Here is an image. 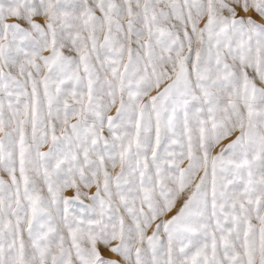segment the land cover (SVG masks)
I'll list each match as a JSON object with an SVG mask.
<instances>
[{
	"label": "snow or ice",
	"instance_id": "6c2138e0",
	"mask_svg": "<svg viewBox=\"0 0 264 264\" xmlns=\"http://www.w3.org/2000/svg\"><path fill=\"white\" fill-rule=\"evenodd\" d=\"M0 173V264H264V0H0Z\"/></svg>",
	"mask_w": 264,
	"mask_h": 264
},
{
	"label": "rangeland",
	"instance_id": "374dc122",
	"mask_svg": "<svg viewBox=\"0 0 264 264\" xmlns=\"http://www.w3.org/2000/svg\"><path fill=\"white\" fill-rule=\"evenodd\" d=\"M238 12H239V14H240L241 16L244 15L243 11H241V10H239V9H238ZM249 15H252L254 19L259 20V17H258L254 12H250ZM37 19L39 20V22L43 23V20H42V19H40V18H37ZM9 22H11V21H9ZM47 54H48V53H45V55H47ZM112 114H114V110H113V113H112ZM42 150H47L46 146H45V148L42 149ZM117 170H118V169H117ZM0 175H3V174L0 173ZM5 178H6V177H5ZM93 191H94V189H93ZM149 234H150V233H149ZM101 251L104 253L105 256H113V258H115V259H120L119 257L114 256L113 254L109 253L107 250H105V249H103V248H101Z\"/></svg>",
	"mask_w": 264,
	"mask_h": 264
}]
</instances>
